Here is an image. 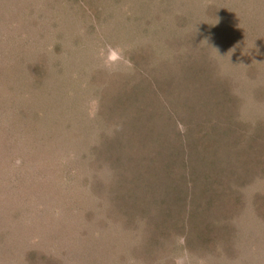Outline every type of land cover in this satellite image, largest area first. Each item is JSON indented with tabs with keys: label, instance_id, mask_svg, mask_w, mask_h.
<instances>
[{
	"label": "rangeland",
	"instance_id": "374dc122",
	"mask_svg": "<svg viewBox=\"0 0 264 264\" xmlns=\"http://www.w3.org/2000/svg\"><path fill=\"white\" fill-rule=\"evenodd\" d=\"M132 109L166 135L181 118L217 129L209 157L180 136L191 188L187 168L170 173L176 187L158 167L127 179L144 171L117 123ZM31 252L264 264V0H0V264Z\"/></svg>",
	"mask_w": 264,
	"mask_h": 264
},
{
	"label": "trees",
	"instance_id": "16d2710c",
	"mask_svg": "<svg viewBox=\"0 0 264 264\" xmlns=\"http://www.w3.org/2000/svg\"><path fill=\"white\" fill-rule=\"evenodd\" d=\"M200 70L201 67L198 66L196 73L199 74V77L205 76L204 74L206 72L204 73L205 71L204 68L201 71ZM212 85L219 86L220 83L219 81L216 80V82L212 83ZM211 88L214 89L215 87L211 86ZM228 99L229 98L227 99L223 98L220 99L219 101L214 99L213 101L214 105H211V107L219 110L222 109L223 107H227L230 104ZM122 103L124 104L123 101ZM190 103H191L190 100L187 99L184 100V103L181 105L187 111V108L189 107ZM192 106L193 107L195 106L193 102H192ZM197 107L195 108V111H197L198 113ZM215 113L217 114L218 110H216ZM151 115H154V120ZM172 115H175L173 118L175 120L176 114H172ZM157 116L158 115L156 113L145 114V112H140L138 110L132 109L129 113L128 112L126 113V116L120 115V117L117 118V123L122 121L123 129L129 132L130 134L128 143L132 144L134 152L138 156L136 165L138 166L140 165L139 169L142 168L144 170L138 172L139 175L136 174L137 172L135 173L133 171L132 174L130 175L128 174L129 177L127 179L129 181L132 180V182L136 184V185L134 184L136 187H140L138 182L145 180L143 179L144 174H146V172H151L152 170L154 171V169L158 167L159 169H162L163 172H165L166 174L165 179L167 181H170V183L168 184L169 187H176L175 185L177 183V178L175 177V175L170 176V173L172 174V172L177 171V169L185 170L187 168L188 173H185L182 176L184 178V182H186V185H188V187L191 188L194 184H196V181L199 180L200 178H197L196 174H192L191 172L193 171V165H195L193 161H191V163L190 162L187 163V161L184 159L180 160L181 155L179 153L181 152L186 153L184 151V148H182L183 146L182 143L180 142L181 140L180 136H184L183 140L186 141L184 144L187 147V149H189L190 152L195 151L196 153L201 152L200 154H209L208 155L209 157L212 156V152H214L213 150L215 149L214 139H217V129L215 127L204 128L199 121L193 122L191 118L188 120L181 118V122L185 125L183 132L179 134L178 133L174 134V128H169L170 132L166 135L162 132V130H160V128L156 129L158 128L156 127ZM196 118L197 120H199L198 117ZM168 138L170 139L168 140ZM174 140H179L180 142L179 150H176L177 146L174 145V143H176L173 142ZM205 141H206V145L204 146L201 143ZM120 142L123 143V141ZM199 144H200V148L198 147ZM118 162L119 159H116L114 156H112V160L109 164V168H115V164ZM202 181L205 180L202 179ZM144 183L147 186L150 185L149 182H144ZM133 194L135 195V193ZM27 256L28 259L33 264L37 262V259H39L34 252L27 254Z\"/></svg>",
	"mask_w": 264,
	"mask_h": 264
},
{
	"label": "clouds",
	"instance_id": "9594fccd",
	"mask_svg": "<svg viewBox=\"0 0 264 264\" xmlns=\"http://www.w3.org/2000/svg\"><path fill=\"white\" fill-rule=\"evenodd\" d=\"M118 58H119L118 55H117L115 52H113V53H111V55L108 57V61H109V62H112V61L117 60Z\"/></svg>",
	"mask_w": 264,
	"mask_h": 264
}]
</instances>
